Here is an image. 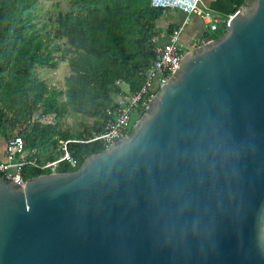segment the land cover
Listing matches in <instances>:
<instances>
[{
    "label": "water",
    "instance_id": "95a60500",
    "mask_svg": "<svg viewBox=\"0 0 264 264\" xmlns=\"http://www.w3.org/2000/svg\"><path fill=\"white\" fill-rule=\"evenodd\" d=\"M187 50L73 171L0 172V264H264V0Z\"/></svg>",
    "mask_w": 264,
    "mask_h": 264
},
{
    "label": "trees",
    "instance_id": "16d2710c",
    "mask_svg": "<svg viewBox=\"0 0 264 264\" xmlns=\"http://www.w3.org/2000/svg\"><path fill=\"white\" fill-rule=\"evenodd\" d=\"M226 1L232 12L244 2ZM36 3L0 0V137L22 135L25 156L36 164L21 167L25 179L48 173L40 165L61 155L59 141H67L75 162L59 161L60 172L75 170L103 149L99 140L88 139L105 130L117 95L128 97L141 87L154 57L149 38L161 31L156 22L162 11L149 0H70L74 10H58L40 23ZM177 27L168 23L164 32ZM201 36L209 37L204 30ZM58 60L69 68L62 89L48 87L34 74L35 67L54 68ZM69 114L89 121H80L76 130L60 128ZM141 114L133 112L130 123ZM47 115L54 121L40 120Z\"/></svg>",
    "mask_w": 264,
    "mask_h": 264
},
{
    "label": "built area",
    "instance_id": "2783aa9c",
    "mask_svg": "<svg viewBox=\"0 0 264 264\" xmlns=\"http://www.w3.org/2000/svg\"><path fill=\"white\" fill-rule=\"evenodd\" d=\"M201 0H149L151 7L164 11L166 8L178 9L183 12V17L177 29L171 32L159 31L151 34L149 44L152 48L154 57L152 58L149 68L146 71L145 79L141 87L128 97L117 95L115 98L116 105L111 119L105 127V130L89 138L88 140H99L103 148L107 147L116 140L126 136L133 123L129 118L133 112H144L148 102L160 85L165 83L171 72L179 65L178 61L187 50L192 49L202 43H208L211 37L194 39L191 47L184 49L186 45L179 42L181 32L189 21L190 14L199 17L201 23L206 29L216 30L217 23H225L209 10L202 9L199 4ZM197 40H199L196 45ZM61 144V155L51 161H45L40 165L41 169H47L48 172H55L56 165L61 160H66L70 165H74L65 149L67 141H59ZM25 164H35V160H28L25 156L24 140L20 133H16L4 141L3 159L0 160V172L4 178L14 182L17 185H23L25 178L21 175V167Z\"/></svg>",
    "mask_w": 264,
    "mask_h": 264
},
{
    "label": "rangeland",
    "instance_id": "374dc122",
    "mask_svg": "<svg viewBox=\"0 0 264 264\" xmlns=\"http://www.w3.org/2000/svg\"><path fill=\"white\" fill-rule=\"evenodd\" d=\"M246 2L248 0H245ZM199 6L203 9H207L210 11L212 15H215L223 20L227 19L224 14L217 13L216 11L211 10L207 7V1L201 0ZM75 7L72 6L70 0H37L36 3V13L37 18L36 22H47V16L51 17V20L54 18L55 13L59 10L67 11V10H74ZM169 9V10H168ZM232 13V10L229 11L228 14ZM183 17V12L179 11L178 9H170L166 8L164 11L161 12L160 17L158 18L156 25L164 31L165 26L168 23H173L179 25ZM224 25H221V22L217 23L216 30L212 31L206 29L205 26L201 23L198 16L195 14H190L189 21L184 26L183 31L181 32L179 42L183 45H186L184 49L190 48L192 45L191 41L195 35L198 34L199 31L206 32L207 36L211 38H215L217 35L221 33L223 30ZM200 40V39H199ZM199 40H197L196 45L198 44ZM69 73V68L66 61H57V65L54 68L49 67H35L34 74L41 80H43L48 87L55 88V89H62L63 88V79ZM33 91L29 89V93ZM116 98V97H115ZM42 121H49L53 122L54 118L50 115L40 117ZM84 121L88 122L89 119L77 114H69L66 115L64 118L61 119L59 124L60 128H66L69 130H76L79 128V122ZM4 141L0 137V153L3 151V144Z\"/></svg>",
    "mask_w": 264,
    "mask_h": 264
},
{
    "label": "crops",
    "instance_id": "0c3cea01",
    "mask_svg": "<svg viewBox=\"0 0 264 264\" xmlns=\"http://www.w3.org/2000/svg\"><path fill=\"white\" fill-rule=\"evenodd\" d=\"M206 1H207L208 8H210L213 11H216L217 13L224 14L225 16H227L226 14H228L229 11L232 9V6L229 3H227L226 0H206ZM195 36L196 37L192 39L193 41L196 38L199 39V38L206 37V36H201V31H199L198 34ZM193 41H191V43ZM2 159H3V151L2 153H0V160Z\"/></svg>",
    "mask_w": 264,
    "mask_h": 264
},
{
    "label": "bare ground",
    "instance_id": "6f19581e",
    "mask_svg": "<svg viewBox=\"0 0 264 264\" xmlns=\"http://www.w3.org/2000/svg\"><path fill=\"white\" fill-rule=\"evenodd\" d=\"M169 10V9H168Z\"/></svg>",
    "mask_w": 264,
    "mask_h": 264
}]
</instances>
